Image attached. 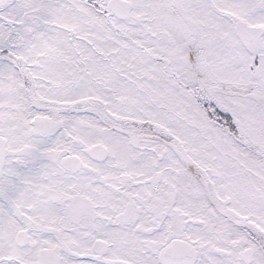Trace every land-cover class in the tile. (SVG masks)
<instances>
[{
	"label": "snow or ice",
	"instance_id": "6c2138e0",
	"mask_svg": "<svg viewBox=\"0 0 264 264\" xmlns=\"http://www.w3.org/2000/svg\"><path fill=\"white\" fill-rule=\"evenodd\" d=\"M0 264H264V0H0Z\"/></svg>",
	"mask_w": 264,
	"mask_h": 264
}]
</instances>
